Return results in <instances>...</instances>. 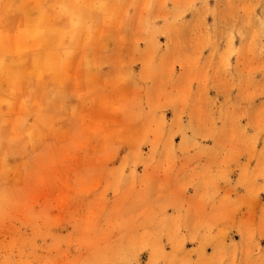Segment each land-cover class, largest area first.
<instances>
[{"label":"rangeland","instance_id":"rangeland-1","mask_svg":"<svg viewBox=\"0 0 264 264\" xmlns=\"http://www.w3.org/2000/svg\"><path fill=\"white\" fill-rule=\"evenodd\" d=\"M0 264H264V0H0Z\"/></svg>","mask_w":264,"mask_h":264},{"label":"crops","instance_id":"crops-1","mask_svg":"<svg viewBox=\"0 0 264 264\" xmlns=\"http://www.w3.org/2000/svg\"><path fill=\"white\" fill-rule=\"evenodd\" d=\"M12 57L13 58V55H9V58Z\"/></svg>","mask_w":264,"mask_h":264}]
</instances>
